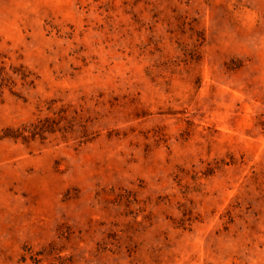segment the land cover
Listing matches in <instances>:
<instances>
[{"label": "rangeland", "instance_id": "obj_1", "mask_svg": "<svg viewBox=\"0 0 264 264\" xmlns=\"http://www.w3.org/2000/svg\"><path fill=\"white\" fill-rule=\"evenodd\" d=\"M10 65L0 264H264V0H0Z\"/></svg>", "mask_w": 264, "mask_h": 264}, {"label": "trees", "instance_id": "obj_2", "mask_svg": "<svg viewBox=\"0 0 264 264\" xmlns=\"http://www.w3.org/2000/svg\"><path fill=\"white\" fill-rule=\"evenodd\" d=\"M14 75L19 76L22 80L23 85H33V79L30 78L31 73L23 65H10L9 68L0 66V88L4 86L13 87L15 83ZM15 95L21 97L19 92L14 91ZM58 122L49 118H37L34 122L29 124H22L16 128L6 127L3 129L2 137L21 139L24 142L33 140L38 137L45 139L47 133H54L57 130H63L66 132L67 129H71V126L59 127Z\"/></svg>", "mask_w": 264, "mask_h": 264}]
</instances>
